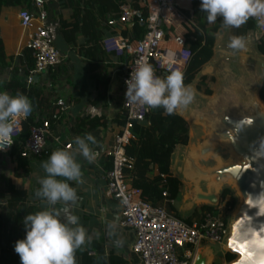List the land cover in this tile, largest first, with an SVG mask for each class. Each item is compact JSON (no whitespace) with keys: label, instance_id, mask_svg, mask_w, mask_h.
Listing matches in <instances>:
<instances>
[{"label":"crops","instance_id":"crops-1","mask_svg":"<svg viewBox=\"0 0 264 264\" xmlns=\"http://www.w3.org/2000/svg\"><path fill=\"white\" fill-rule=\"evenodd\" d=\"M177 1L181 8L193 13L192 0ZM122 3L139 9L141 14L142 0L47 1V25L56 48L65 57L54 68L33 76L35 87L40 90L34 116L37 120L43 117L49 119L51 135L47 140L46 149L40 156H23L17 160L7 152H0V173L23 191L25 204L33 207L29 213H35L46 207L35 194L36 189L40 187L38 180L46 175L41 162L46 161L54 150L66 148L65 143H71L74 148L73 141L77 136L91 133L95 137L98 142L93 145L98 152L95 162L88 163L83 157L77 156L82 166L83 183L69 181L71 186L76 188L79 197L72 211L79 216L80 223L91 237L87 243L92 242L93 245L84 257L81 256L79 264H141L139 255L131 248L133 232L118 224L120 206L116 199L107 194L104 175L111 165L108 151L124 120L123 75L127 58L124 54L107 51L101 40L117 33L136 38L135 34L140 31L139 26L136 28L134 18L129 24H117L114 27L104 24V21L118 14ZM23 7H26V3L21 0H0V39L6 60L10 61V65L0 74V92H9L6 83L11 73L16 70L19 75H23L27 54L32 55L26 46L31 30L23 28L18 19V12ZM138 21L143 26L140 18ZM252 29L257 37L258 26L257 29ZM228 30L231 37V29ZM166 44L171 48L176 46L171 41ZM223 61L226 62L224 56L218 57L214 53L189 82H196V88L207 93L199 89L198 84L203 78H210L207 85L210 90L217 81L215 69ZM58 98L66 102L65 109H59L56 103ZM82 119L92 120L94 123L91 127L88 123L79 126ZM187 125L189 133H195V127L189 122ZM53 135L58 136L60 142H56ZM109 224H112L113 228L110 229ZM110 231H113L114 235L110 236ZM25 237L26 233L23 239ZM116 240L122 241V244L117 246Z\"/></svg>","mask_w":264,"mask_h":264},{"label":"built area","instance_id":"built-area-1","mask_svg":"<svg viewBox=\"0 0 264 264\" xmlns=\"http://www.w3.org/2000/svg\"><path fill=\"white\" fill-rule=\"evenodd\" d=\"M47 1L32 0L30 6L18 12L19 23L23 28L31 30L26 46L34 58L33 68L26 76V82L33 81L37 73L54 68L64 60V55L56 48L53 36L47 25ZM143 9L132 7L128 3L120 5L116 16L110 17L106 24L114 27L117 24H129L136 14L144 25L140 38L111 34L101 41L107 51L124 54L127 58L123 75L124 99L122 110L124 120L114 135L113 144L108 151L111 165L105 170L106 192L116 199L120 206L119 226L133 232L131 248L141 259V264H193L198 247L204 241L220 242L225 230L226 210L230 207L223 200L216 212L204 211L194 220L187 221L168 207L173 198L167 197L160 204H154L141 197V189L133 186L125 170L132 167L134 159L126 152V145L134 138L132 126L135 122L146 121L151 109L139 104L126 103L127 85L131 71L138 60H147L152 64L155 74L165 77L173 70L184 74L191 57L190 40L193 33L202 29L196 23L192 11L184 10L177 0H142ZM256 20V18H255ZM257 24L258 21L256 20ZM257 41L264 38V27L258 24ZM173 42L171 48L166 43ZM56 103L59 109L67 107L62 98ZM33 115V110L25 118H14L15 132L11 141L0 140V152H7L14 138L21 132L23 121ZM51 135V124L43 117L31 123L28 134L22 143V156H40L47 147ZM60 142L58 136H52ZM66 148L71 143H65ZM219 264H222L219 263Z\"/></svg>","mask_w":264,"mask_h":264},{"label":"water","instance_id":"water-1","mask_svg":"<svg viewBox=\"0 0 264 264\" xmlns=\"http://www.w3.org/2000/svg\"><path fill=\"white\" fill-rule=\"evenodd\" d=\"M228 31L220 28L215 33L211 56L222 55L226 62L215 69L217 81L210 92L199 91L196 82L185 83L195 90V99L176 113L198 132H190L185 144L175 145L169 172L181 184L172 207L184 220L199 207L217 208L224 190L230 192L233 203L226 211L225 230L218 243L222 256L233 254L222 264H240L248 254V242L240 237L253 225L264 223V205L252 207L253 197L264 191V158H253L250 150L253 142L264 137V101L260 97L264 53L253 29L246 32L245 49H229ZM213 242L198 247L193 264L214 263L218 249Z\"/></svg>","mask_w":264,"mask_h":264},{"label":"clouds","instance_id":"clouds-1","mask_svg":"<svg viewBox=\"0 0 264 264\" xmlns=\"http://www.w3.org/2000/svg\"><path fill=\"white\" fill-rule=\"evenodd\" d=\"M200 7L209 24L221 19L222 30L239 28L250 18H256L259 26L264 27V0H201ZM247 43L246 36L232 35L227 47L236 52L245 49ZM125 83L127 104H139L149 109L163 108L169 115L186 109L196 95L190 85H185L181 71L173 70L161 78L147 60L136 62ZM31 111L32 103L24 94L0 92V140L11 141L16 130L14 118H26ZM97 143L91 133L77 136L73 141L74 148H58L41 162L46 175L38 180L40 187L35 194L46 207L24 218L26 237L17 240L14 249L21 264H76V251L90 242L87 229L72 211L79 197L69 181L83 183L82 166L77 156L88 163L95 162L98 152L93 145ZM250 150L253 158H264V137L253 142ZM261 205H264V191L252 201V207L256 209ZM259 215L257 211L256 216ZM109 228L113 225L109 224ZM109 235H114V232L110 231ZM240 238L248 242V254L240 264H264V223L259 227L253 225ZM115 244L120 246L122 241L116 240Z\"/></svg>","mask_w":264,"mask_h":264},{"label":"trees","instance_id":"trees-1","mask_svg":"<svg viewBox=\"0 0 264 264\" xmlns=\"http://www.w3.org/2000/svg\"><path fill=\"white\" fill-rule=\"evenodd\" d=\"M26 6L31 5V0H21ZM201 0H192L193 16L202 29V33L195 32L190 40L191 57L183 74L184 83L191 80L197 70L212 55L215 33L221 27V19L218 18L213 24H209L206 19V13L201 11ZM143 9V8H142ZM136 28L139 26L140 31L135 34L136 38H140L144 32V25L139 24V15L134 16ZM108 20V19H107ZM106 21L104 24L107 26ZM255 18H250L245 24L239 28H231L232 35H246L249 29L256 28ZM137 31V30H135ZM264 38V34L262 35ZM259 49L264 53V40L258 41ZM29 49V48H28ZM30 50V49H29ZM31 51V50H30ZM26 65L23 68V75H19L16 70L11 73L6 87L9 94L15 95L20 92L27 96L32 103L33 115L23 121L21 132L14 138L7 153L17 160L23 156L20 154L22 143L28 134V128L31 123L38 122L34 116L36 110L37 98L40 96V90L35 87L34 82L27 83L26 76L33 68L34 58L30 53L27 54ZM10 65V61L6 60V55L2 47L0 39V74L5 71V67ZM203 78L199 82L198 88L209 93L208 80ZM0 90L2 88L0 87ZM260 97L264 101V82L260 89ZM91 127L94 123L92 120L82 119L79 126L85 125ZM132 138L126 145V152L134 159L133 165L125 170L131 184L141 189V197L144 200L154 204L162 203L164 196L163 191L167 192L168 198H174L180 191L181 184L179 180L169 172V163L171 153L177 144H185L189 136V127L186 121L176 112L174 114H166L163 108L151 109L147 114V120L135 122L132 126ZM23 191L17 188L11 180L0 173V200L5 201L4 206L0 207V264H21L19 255L15 252V243L17 240L23 239L26 233L24 214L27 216L32 206L26 205L23 200ZM223 200L226 205L231 206L233 198L228 190L223 192ZM222 200V201H223ZM168 207L173 209L172 204ZM213 211L211 207H200L196 210L193 217L189 220L199 218L202 211ZM32 213V211H31ZM94 244V242H93ZM92 242L85 244L82 249L75 253L76 264L80 263L81 256L84 257L91 249ZM233 254L227 252L225 259L229 260ZM224 260V259H223ZM222 260L213 263L219 264Z\"/></svg>","mask_w":264,"mask_h":264},{"label":"rangeland","instance_id":"rangeland-1","mask_svg":"<svg viewBox=\"0 0 264 264\" xmlns=\"http://www.w3.org/2000/svg\"><path fill=\"white\" fill-rule=\"evenodd\" d=\"M194 131H195V133H197L198 132V128L197 127H195L194 128ZM4 203H5V201H3V200H0V207L1 206H4ZM228 210V209H227ZM226 210V211H227ZM204 211H206V210H204ZM204 211H202L201 212V214L199 215V216H201L202 215V213L204 212ZM211 212H216V208H214V210L213 211H211ZM226 213V212H225ZM177 215V214H176ZM193 217V215L190 217V219ZM187 221H189V220H187ZM208 241V240H207ZM207 241H204V243L205 242H207ZM214 243V246L218 249V253L215 255V257H214V263H216V262H218V261H220V260H222V262H223V259H225V257L224 256H222V254L220 253V249H221V247H220V244L218 243V242H213Z\"/></svg>","mask_w":264,"mask_h":264}]
</instances>
